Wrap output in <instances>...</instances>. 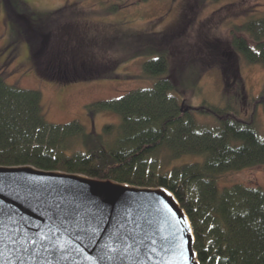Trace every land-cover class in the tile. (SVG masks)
Segmentation results:
<instances>
[{"label": "trees", "instance_id": "trees-1", "mask_svg": "<svg viewBox=\"0 0 264 264\" xmlns=\"http://www.w3.org/2000/svg\"><path fill=\"white\" fill-rule=\"evenodd\" d=\"M26 13L18 16L25 18L21 28L38 50L45 19ZM231 45L247 62L264 65V16L235 27ZM44 69L43 78L67 79L47 76ZM143 69L157 79L151 87L88 106L91 114L113 111L120 116L102 133L88 132L77 120L50 123L41 91L8 84L0 71V165L164 186L189 217L200 264H264V188L221 184L227 172L264 163V136L228 104L198 107L213 116L216 125L203 124L186 111L181 87L185 81L172 72L167 54L145 61ZM187 154L204 159L174 163Z\"/></svg>", "mask_w": 264, "mask_h": 264}, {"label": "rangeland", "instance_id": "rangeland-1", "mask_svg": "<svg viewBox=\"0 0 264 264\" xmlns=\"http://www.w3.org/2000/svg\"><path fill=\"white\" fill-rule=\"evenodd\" d=\"M25 12L45 19L39 51L21 28L25 18L18 16ZM263 16L264 0H0V71L8 84L41 91L50 123L77 120L102 133L120 116L91 114L88 106L151 87L157 79L144 73L143 63L167 54L172 72L185 81L186 111L216 125L198 107L228 104L264 136V65L247 62L231 45L235 27ZM44 68L47 76L67 79L43 78ZM203 159L187 154L174 163ZM233 183L264 188V163L222 175L221 184Z\"/></svg>", "mask_w": 264, "mask_h": 264}, {"label": "water", "instance_id": "water-1", "mask_svg": "<svg viewBox=\"0 0 264 264\" xmlns=\"http://www.w3.org/2000/svg\"><path fill=\"white\" fill-rule=\"evenodd\" d=\"M0 264L200 262L189 217L164 186L0 165Z\"/></svg>", "mask_w": 264, "mask_h": 264}, {"label": "snow or ice", "instance_id": "snow-or-ice-1", "mask_svg": "<svg viewBox=\"0 0 264 264\" xmlns=\"http://www.w3.org/2000/svg\"><path fill=\"white\" fill-rule=\"evenodd\" d=\"M181 247H182V245H181ZM105 258V255L104 254H102L101 255V259H104Z\"/></svg>", "mask_w": 264, "mask_h": 264}]
</instances>
